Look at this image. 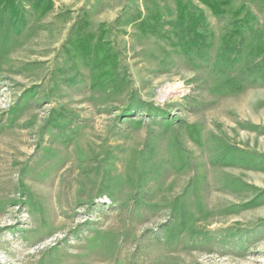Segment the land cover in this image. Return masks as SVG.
<instances>
[{
  "label": "rangeland",
  "instance_id": "374dc122",
  "mask_svg": "<svg viewBox=\"0 0 264 264\" xmlns=\"http://www.w3.org/2000/svg\"><path fill=\"white\" fill-rule=\"evenodd\" d=\"M0 264H264V0H0Z\"/></svg>",
  "mask_w": 264,
  "mask_h": 264
},
{
  "label": "trees",
  "instance_id": "16d2710c",
  "mask_svg": "<svg viewBox=\"0 0 264 264\" xmlns=\"http://www.w3.org/2000/svg\"><path fill=\"white\" fill-rule=\"evenodd\" d=\"M206 4L215 13H220V11H221L220 10L221 9L220 6L221 5H224L226 3L225 2H222V1L221 2H218V1H207Z\"/></svg>",
  "mask_w": 264,
  "mask_h": 264
}]
</instances>
